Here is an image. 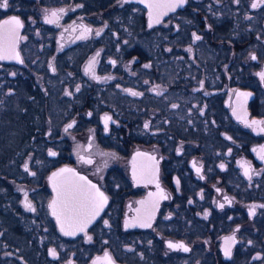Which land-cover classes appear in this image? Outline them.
Listing matches in <instances>:
<instances>
[{
	"label": "flooded vegetation",
	"instance_id": "obj_1",
	"mask_svg": "<svg viewBox=\"0 0 264 264\" xmlns=\"http://www.w3.org/2000/svg\"><path fill=\"white\" fill-rule=\"evenodd\" d=\"M8 3L0 264H264V0Z\"/></svg>",
	"mask_w": 264,
	"mask_h": 264
},
{
	"label": "snow or ice",
	"instance_id": "obj_2",
	"mask_svg": "<svg viewBox=\"0 0 264 264\" xmlns=\"http://www.w3.org/2000/svg\"><path fill=\"white\" fill-rule=\"evenodd\" d=\"M184 2V0H176V3L171 5V7H175V6H178L179 4H182ZM257 5L256 4H253L252 7L255 8ZM9 7V3H8V0H0V8H8ZM51 22V21H50ZM4 25H16V26H20V21L17 17H11L9 20H6L3 22ZM14 29H9V33L12 34L14 33ZM99 34V33H97ZM196 39H200L199 36L196 37ZM5 58H18V57H11V56H5L4 55V50L3 49H0V59H5ZM255 58V57H253ZM21 63H23V61H20ZM146 67H148L146 65ZM79 90V88H77V91ZM71 93H69L70 95ZM133 95H140V93H136V92H133L132 93ZM173 107H176V105H173ZM107 119V118H106ZM72 125H69L68 127H71ZM145 127H148L147 124H145ZM67 130V129H66ZM51 155H56V153L52 152L50 153ZM27 167V166H25ZM61 171H64L63 169ZM54 176L56 175L55 173L53 174ZM83 179V178H82ZM93 188H95V185L92 186ZM94 199H98L99 200V206L97 207L96 209V212L98 213L99 211V208L102 207L103 203L106 202L107 200V197L104 196L103 193L99 192L98 189H96V194H95V197ZM28 208H31L33 211H35L34 208H32L31 204H27L26 205ZM50 207H53L54 211H53V215H57V212L55 211V207H56V202H53V205H50ZM221 207H223V205H221ZM261 207H264V205H262ZM127 226V224H126ZM61 230L63 231L64 228H63V225L61 226ZM81 231L83 230V228L80 229ZM66 234L68 235H72L74 234L73 232H67ZM90 239V238H89ZM171 246V245H170ZM188 249L185 248V251H187ZM52 254L55 255V250H52ZM226 255H229L230 253L228 252V250L226 249V252H225Z\"/></svg>",
	"mask_w": 264,
	"mask_h": 264
}]
</instances>
